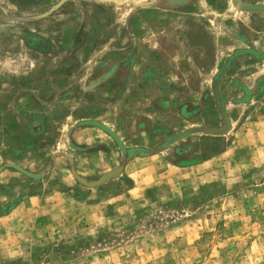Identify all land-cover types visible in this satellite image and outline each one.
<instances>
[{"label": "rangeland", "instance_id": "374dc122", "mask_svg": "<svg viewBox=\"0 0 264 264\" xmlns=\"http://www.w3.org/2000/svg\"><path fill=\"white\" fill-rule=\"evenodd\" d=\"M0 264H264V0H0Z\"/></svg>", "mask_w": 264, "mask_h": 264}]
</instances>
